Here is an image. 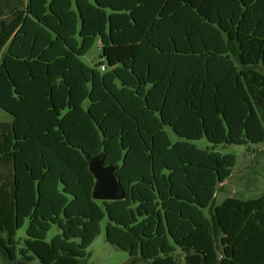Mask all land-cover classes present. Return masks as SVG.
<instances>
[{
  "label": "trees",
  "instance_id": "trees-1",
  "mask_svg": "<svg viewBox=\"0 0 264 264\" xmlns=\"http://www.w3.org/2000/svg\"><path fill=\"white\" fill-rule=\"evenodd\" d=\"M0 108L13 264H81L103 220L125 264H264V193L214 204L216 148L264 143V0H0ZM99 153L124 199L92 198Z\"/></svg>",
  "mask_w": 264,
  "mask_h": 264
},
{
  "label": "rangeland",
  "instance_id": "rangeland-1",
  "mask_svg": "<svg viewBox=\"0 0 264 264\" xmlns=\"http://www.w3.org/2000/svg\"><path fill=\"white\" fill-rule=\"evenodd\" d=\"M100 42L96 40L92 48L81 57L88 66H93L100 60ZM12 117L0 108V123H10ZM172 143L183 140L177 136L169 127L165 128ZM197 147L205 149L210 146L206 138L192 141ZM221 153H234L236 163L230 177L218 187L215 193L214 204L222 202L227 197H238L241 199L255 198L264 193V143L261 145H224L216 148ZM106 220L101 222V231L86 250V257L81 264H125L129 255L125 251L117 249L107 242L105 237ZM27 221L16 232V238L25 237ZM59 233L56 226H52L46 236L50 240ZM0 264H13L0 252Z\"/></svg>",
  "mask_w": 264,
  "mask_h": 264
},
{
  "label": "water",
  "instance_id": "water-1",
  "mask_svg": "<svg viewBox=\"0 0 264 264\" xmlns=\"http://www.w3.org/2000/svg\"><path fill=\"white\" fill-rule=\"evenodd\" d=\"M84 156L88 162V169L94 177L92 198L107 201L124 199L125 192L116 174L118 164L105 163L103 153L95 156L85 154Z\"/></svg>",
  "mask_w": 264,
  "mask_h": 264
},
{
  "label": "built area",
  "instance_id": "built-area-1",
  "mask_svg": "<svg viewBox=\"0 0 264 264\" xmlns=\"http://www.w3.org/2000/svg\"><path fill=\"white\" fill-rule=\"evenodd\" d=\"M100 69H101V70H104V69H105V65H101V66H100Z\"/></svg>",
  "mask_w": 264,
  "mask_h": 264
}]
</instances>
